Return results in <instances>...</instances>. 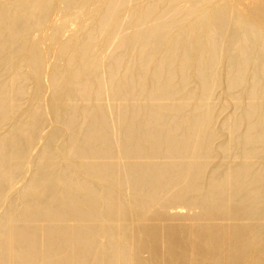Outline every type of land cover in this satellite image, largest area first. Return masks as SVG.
I'll return each mask as SVG.
<instances>
[{
	"label": "bare ground",
	"instance_id": "bare-ground-1",
	"mask_svg": "<svg viewBox=\"0 0 264 264\" xmlns=\"http://www.w3.org/2000/svg\"><path fill=\"white\" fill-rule=\"evenodd\" d=\"M0 264H264V0H0Z\"/></svg>",
	"mask_w": 264,
	"mask_h": 264
}]
</instances>
